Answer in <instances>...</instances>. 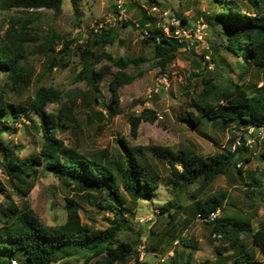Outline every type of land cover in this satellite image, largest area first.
Instances as JSON below:
<instances>
[{"label":"rangeland","instance_id":"rangeland-1","mask_svg":"<svg viewBox=\"0 0 264 264\" xmlns=\"http://www.w3.org/2000/svg\"><path fill=\"white\" fill-rule=\"evenodd\" d=\"M244 3L242 0L241 5ZM244 10L247 11L246 8ZM219 11L218 0H62L59 14L48 9L0 11L1 35L11 21L27 26L37 34L36 43L27 49L25 58L20 59L21 73L10 77L8 71L0 72V94L5 101L11 105L31 107L39 88L57 89L61 92L60 101L69 103L75 117L73 123L62 122L55 135L65 148L88 160L101 151H105L108 157H115L117 152L123 154L122 139L128 146H142L159 175L158 187L148 201L131 199L123 190L121 179L120 185L116 182L115 189L124 200V206L119 207L118 213L126 227L118 236L117 243L124 241L135 246V253L128 255L123 264H162L174 253H184L179 264H233L236 249L230 247L231 241L218 234L213 236L206 222L195 217L190 219L194 202L203 203L204 198L210 195L221 194L224 197L218 218L224 216L239 224L247 223L251 233L264 230V190L256 189L249 196L245 194L244 185L264 168V131L262 135L254 131L250 134V128L245 133V125L237 121L224 125L219 119L203 118L199 124L193 125L186 117L188 112L197 114L196 108L190 107L191 99L205 85V81L196 76L198 70H204L205 80H211L214 85L223 88L237 84L244 87L249 95L257 93L264 96V69L255 66L242 69L237 63H242L243 59L225 49V36L217 34L224 32V27L216 24ZM170 17L184 20L188 29H195L200 21L207 28L201 40L185 42V47L178 48L175 58L161 70L153 58V45L145 42L147 36H143V31L145 26L150 30L154 27L169 28ZM104 32H109L112 42L94 46V39ZM44 41L51 42L50 49L42 48ZM64 42L70 47L67 54L64 49L62 51ZM84 46L94 53L105 52L116 59L131 62L140 59L137 65L124 69H118L107 60L100 61L95 67V71L100 69L101 76L97 83L98 95L104 107L111 106V111L95 103L94 89L76 80L81 69L77 48ZM117 73L131 77L132 81L118 89V105H115L110 103L108 85ZM56 108V104H51L45 108V113H53ZM144 109L154 111L156 119L153 123L141 121L133 138L129 134L127 117L140 115ZM30 114L39 127L38 117L32 110ZM5 124L10 129L3 131L0 140L9 155L4 157L0 152V182L3 185L0 213L12 203L18 209L29 208L42 225L55 227L67 220V199H71L77 205L80 223L87 231L109 227L112 215L90 205V202L95 203L102 198L106 199L105 202L114 201V196L101 188L85 187L77 191L73 183L62 182L44 166L38 170L32 185L29 184L31 187L27 193L25 189L18 192L12 187L2 160L10 164H26L39 153L42 135L34 131V125L23 116L19 122L7 118ZM242 136L248 152L235 156L236 167H240L242 173L241 180L236 171L219 175L201 190L200 195L193 194L197 184L187 189L183 185L178 188L172 185L170 168L162 156V149L172 154L182 153L183 156L234 154L240 148ZM157 148L160 156L151 154ZM245 157L249 161L241 165ZM174 199L180 206L174 219L158 217V208ZM251 233L240 234V241L254 264H264V255L250 243ZM181 240L193 247L192 260L187 255L190 250L183 249ZM223 248L227 251L223 252ZM72 249L58 255L61 259L72 254L70 258L54 264H100L103 261L100 257L88 260L86 256L75 253L77 248ZM217 249L221 250V257L217 256ZM16 261L21 264L19 258Z\"/></svg>","mask_w":264,"mask_h":264},{"label":"trees","instance_id":"trees-1","mask_svg":"<svg viewBox=\"0 0 264 264\" xmlns=\"http://www.w3.org/2000/svg\"><path fill=\"white\" fill-rule=\"evenodd\" d=\"M218 1L221 11L216 14V24L223 26L224 32L217 34L225 36V49L243 59L242 63H237L242 69L249 66L264 69V0H245L246 3L243 4L245 7L241 5L242 0ZM61 5L62 0H0V11L48 9L52 10L54 14H59ZM243 8H246L247 11L243 12ZM180 22L182 25L186 23L182 19ZM17 23L11 21L7 30L2 35L0 34V72L8 71L10 77L21 73L23 69L20 59L25 58L27 49L37 41V34L33 29ZM210 26L215 28V26ZM170 28L172 29V27ZM144 30L148 33L145 42L153 45V58L161 70L175 58L178 48L185 47L184 43L180 44L173 38L165 37L162 28L154 27L150 30L148 26H145ZM143 36H146L144 32ZM110 41L112 42V37L109 32H104L102 36L94 39L93 45L104 46ZM41 45L42 48L50 49L52 44L44 41ZM69 49V44L64 42L62 51L67 54ZM77 54L81 69L76 75V80L85 82L95 90L94 101L102 107L105 105L97 90V83L101 80L98 72L100 69L95 71V67L102 60L111 62L118 69L137 65L140 61V59L133 62L121 58L116 59L105 52L94 53L87 46L78 47ZM203 71L198 70L196 76H200L201 80L205 81V85L191 99L190 104V107L196 108L197 114L188 112L187 120L193 125L199 124L203 118L219 119L224 125L237 121L246 126L245 133L250 128L254 132L264 128V96L257 93L249 95L244 87L237 84L227 85L223 88L217 84L214 85L211 80H205ZM131 81L132 78L124 74L114 75L108 85L111 104L118 105V89ZM60 95L61 92L57 89L41 87L36 92L31 107H25L20 104H9L0 94V135L3 131L10 129L5 124L7 118L13 122H19L21 116L34 125V131L37 133L39 131L42 135L40 151L30 161L19 165L2 160V165L6 174L10 176V185L18 192L21 189L28 192V188L31 187L34 178L38 176L41 166H44L47 171L62 182L73 183V188L77 191L83 190L85 187L103 189L106 193L114 196V201L105 202L106 199L102 198L98 202H90V205L93 204L95 208L110 213L112 215V219L109 221L110 225L105 230L91 229L87 231L80 223L77 205L71 199H67L69 204L66 207L67 220L64 224L55 227L42 225L29 208L18 209L17 206L10 203L6 210H2L0 213L2 216V218L0 217V264H12L11 261H16V258H19L21 264H54L64 258H70L72 254L61 259H58V255L62 251L73 250L72 248H77L75 253L79 256H86L88 260L100 257L103 259L100 264H123L127 261L128 255L135 253V246L130 242L117 243L118 236L126 227L118 213L119 207L124 206V200L115 189L116 182L120 185L121 179L122 188L131 199L148 201L158 187L159 175L142 146H128L122 139L120 145L123 148V154L117 152L115 157H108L105 151H101L88 160L78 156L72 149L65 148L63 142L55 135L61 128L62 122L66 120V122L73 123L75 117L69 103L60 101ZM51 104L57 105L56 111L46 114L45 108ZM104 108L111 111L109 105ZM31 110L38 117L39 127L31 117ZM155 115V112L150 109H144L137 116L129 115L127 120L130 136L136 137L141 121L153 123L156 119ZM159 151V148L153 149L151 154L160 156ZM0 152L4 157L9 155L8 149L3 147L1 140ZM247 152L246 140L242 136L240 148L237 152H233L234 154L228 152L207 157L196 154L183 156L182 153L172 154L169 150L162 149V156L166 158L167 166L170 168L172 185L175 188L183 185V188L187 189L197 184L198 187L193 191V194L200 195L201 190L211 184L219 175L236 171L240 177L242 173L240 167H236V159L239 154ZM236 155L237 157H235ZM248 161L249 158L245 157L241 165ZM28 179L31 180V183ZM263 179L264 168H261L253 179L244 183L245 194L250 196L256 189L264 190ZM29 184L31 185L29 186ZM0 191H3L1 182ZM223 204V195L207 196L203 203L194 202L190 219L195 217L206 222L211 227L210 233L213 236L218 234L221 238L231 241L230 247L236 249L233 264H254L252 256L240 241V234L251 233L249 225L247 223L239 224L236 220H230L224 216L218 218L222 212ZM179 210L180 206L175 202V199L168 200L158 208L157 216L173 220L175 213ZM217 211L216 218L211 221L207 220L211 213ZM170 224L167 223V225ZM250 243L264 255V230L258 229L252 232ZM181 244L183 249L190 250L187 255L192 260L193 247L184 240H181ZM225 249L221 250L227 251ZM221 250L217 249L219 257L222 254ZM182 255L184 253H174L172 258L163 261L162 264H179ZM199 264L212 263L201 262Z\"/></svg>","mask_w":264,"mask_h":264},{"label":"built area","instance_id":"built-area-1","mask_svg":"<svg viewBox=\"0 0 264 264\" xmlns=\"http://www.w3.org/2000/svg\"><path fill=\"white\" fill-rule=\"evenodd\" d=\"M117 8L119 9L120 6L118 5ZM170 27L172 29L166 28L164 30V35L167 38H173L178 43L183 44L185 42H191L193 40H201V37L204 35V31L207 28L205 24L200 21L195 26V29H188L184 25L181 24L179 20H177L175 17H170ZM144 35H148V33L144 30ZM253 129H250V134L252 133ZM264 131V128H260L257 132L258 135H262ZM218 215V211L216 213H211L207 220H213ZM206 221V220H205ZM12 264H16V261H11Z\"/></svg>","mask_w":264,"mask_h":264}]
</instances>
